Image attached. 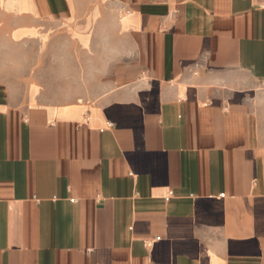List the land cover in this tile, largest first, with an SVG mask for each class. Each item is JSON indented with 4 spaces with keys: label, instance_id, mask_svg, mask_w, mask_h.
<instances>
[{
    "label": "crops",
    "instance_id": "0c3cea01",
    "mask_svg": "<svg viewBox=\"0 0 264 264\" xmlns=\"http://www.w3.org/2000/svg\"><path fill=\"white\" fill-rule=\"evenodd\" d=\"M0 264H264V0H0Z\"/></svg>",
    "mask_w": 264,
    "mask_h": 264
}]
</instances>
